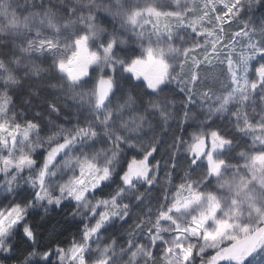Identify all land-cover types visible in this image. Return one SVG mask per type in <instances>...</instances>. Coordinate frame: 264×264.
Masks as SVG:
<instances>
[{
    "label": "snow or ice",
    "instance_id": "1",
    "mask_svg": "<svg viewBox=\"0 0 264 264\" xmlns=\"http://www.w3.org/2000/svg\"><path fill=\"white\" fill-rule=\"evenodd\" d=\"M61 3L0 0V264H264V0ZM172 85L207 110L169 143Z\"/></svg>",
    "mask_w": 264,
    "mask_h": 264
},
{
    "label": "trees",
    "instance_id": "2",
    "mask_svg": "<svg viewBox=\"0 0 264 264\" xmlns=\"http://www.w3.org/2000/svg\"><path fill=\"white\" fill-rule=\"evenodd\" d=\"M15 2L17 4H23L24 0H15ZM36 3L39 4L40 0H36ZM44 4L46 6H48V5L54 6V10H56V9L62 10L61 0H44ZM262 11H264V9H257L258 13H261ZM98 22L103 23L105 27H107L109 30H111V27H112L111 17L107 16L105 13H103V12L99 13ZM233 30H236L235 26H233ZM45 66H47V65H45ZM26 83L27 84H33L36 82L29 81ZM44 83L47 85H50V84L57 83V81L55 79L45 77ZM130 86H132V88L134 89L135 95L139 97L141 95L140 90L135 85H130ZM51 89L52 88H50V87L40 89V97L39 98L35 97V96L29 97L27 95V89H26L23 97L20 94H15V100L14 101H16V103L19 104V102L21 103L24 98L30 99L31 101H33L34 105H41V107H38V108L40 111H43L44 107L42 105H43V100H45V99L52 100L55 97L59 96V97H61V99L58 101V103H61L64 101L63 100V96H64L63 93H61L59 91L58 92H52ZM70 104H71V102H70ZM182 111H183V106H175L174 114L176 113V115H180L182 113ZM172 120H175V119L173 118ZM216 124L220 125V124H222V122L217 121ZM172 127H175V125L173 123H172ZM238 150L239 149H237V151ZM157 158H160L159 153H157ZM153 163H155V161H153ZM162 164H163V161L161 162V167L163 168ZM161 173H162V171H161ZM69 211H70V209H69ZM41 214H42L41 210H37V213L34 216L30 217V219L33 220L34 222L39 221ZM39 229H40V232L42 235V243H43V238L48 234L49 231H51V233H52V237H51L52 245L55 246V244L57 242H60L61 246H63L66 243V239L68 238L69 233L76 231V224L69 218L67 212H62L60 210H57L55 212L49 213L47 218L39 223ZM8 264H11V261H9Z\"/></svg>",
    "mask_w": 264,
    "mask_h": 264
},
{
    "label": "rangeland",
    "instance_id": "3",
    "mask_svg": "<svg viewBox=\"0 0 264 264\" xmlns=\"http://www.w3.org/2000/svg\"><path fill=\"white\" fill-rule=\"evenodd\" d=\"M103 2H104V3H108V0H103ZM141 2H142V0H141ZM13 3H14V4H17V3L15 2V0H13ZM262 13H264V11H262L261 13H258L257 10L255 11L256 23H259V18H260V16H261ZM149 27H150V26H149ZM130 44H131V46H132L133 48L136 49L137 53H139V48L137 47L136 42L130 40ZM57 83H58V82H57ZM54 84H56V83H54ZM129 87L131 88V91H132L133 94L135 95V93H134V89L132 88V86L129 85ZM51 91H52V92H58V91L53 90V89H51ZM167 91H169V92L171 93V97H170V98H174V99L177 101L176 106H182L179 102H180L181 100L185 99V97H184V94L181 93V92L179 91V87H178L177 85H172V86H170V88H169ZM63 97H64V96H63ZM63 100H64V98H63ZM25 101H30L31 104L34 106V107L32 108V111H33V112H35V111H40L39 108L36 107L37 105H34L33 101H31L30 99H26V98H24L23 101H22L21 103L19 102V104L16 103V101H14V110H15L16 112H18V113H20V112H25V111H26V107H27L26 104H25ZM70 102H71V101L69 100V103H70ZM114 102H115V101H114ZM63 103H64V101L60 103L62 107H63ZM71 103H72V102H71ZM206 110H207V106L204 105L203 107H201V102L199 101V98H198V97L195 98L194 101H193V104L190 105V111H191L192 113H196V114H197V119H196V120H189V121H187V122H186V127L183 129V131L181 130L179 124H180V120L182 119V117H183V115H184V111H182V113H181L180 115H176V113H175V114H174V115H175V116H174V119H175V120H172V119H171V120L169 121V124L171 125V127H170L169 130H168L169 143L171 142L170 138H171L173 132H174L176 135H181V134H182L185 140H189V139H190V134H191L194 130H196V131L199 130V127H198V121H199V120H202V119L205 118L204 113L206 112ZM43 111H46V109L44 108ZM70 111H72V109L67 110V111L65 112V114H68V112H70ZM29 118H31L30 114H29ZM226 119H227V118L225 117V120H226ZM62 120H63V117H61V121H62ZM214 120H215V123H216L217 121L222 122V121H221V118L218 117V116H217V117H214ZM73 122H74V121H73ZM172 123L175 125V127H172ZM207 123L211 125L213 122H212V121H208ZM42 135H43V133H42ZM233 162H235V161H233ZM162 166H163V164H162ZM182 174H183L182 172H178V173H177V175H176V180H177V182L179 181V176L182 175ZM160 175L163 177V171H162V173H161ZM193 178H196L195 174H194ZM125 227H127V225H125Z\"/></svg>",
    "mask_w": 264,
    "mask_h": 264
}]
</instances>
